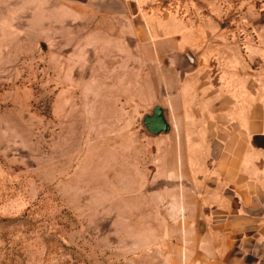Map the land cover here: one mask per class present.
I'll use <instances>...</instances> for the list:
<instances>
[{
  "label": "rangeland",
  "instance_id": "obj_1",
  "mask_svg": "<svg viewBox=\"0 0 264 264\" xmlns=\"http://www.w3.org/2000/svg\"><path fill=\"white\" fill-rule=\"evenodd\" d=\"M116 10L0 0V264L182 263L174 179L198 133L184 138L174 118L169 135L144 133L182 72L164 66L157 31ZM234 43L218 51L224 84L242 61ZM183 94L180 114L217 104Z\"/></svg>",
  "mask_w": 264,
  "mask_h": 264
},
{
  "label": "crops",
  "instance_id": "obj_2",
  "mask_svg": "<svg viewBox=\"0 0 264 264\" xmlns=\"http://www.w3.org/2000/svg\"><path fill=\"white\" fill-rule=\"evenodd\" d=\"M103 3L116 5L118 18L129 24L142 23L150 37L157 31L154 44L164 66L182 72L167 99L170 106H157L169 125L174 118L184 138L198 133L189 145L183 141L187 155L174 179L182 192L181 264H264V0ZM223 39L237 42L242 60L227 64L237 70L227 84L218 56ZM185 86L198 102L200 95L207 98L203 103L211 98L215 108L207 115L193 108L180 114ZM206 132L205 141L199 136Z\"/></svg>",
  "mask_w": 264,
  "mask_h": 264
},
{
  "label": "water",
  "instance_id": "obj_3",
  "mask_svg": "<svg viewBox=\"0 0 264 264\" xmlns=\"http://www.w3.org/2000/svg\"><path fill=\"white\" fill-rule=\"evenodd\" d=\"M165 111L155 107L150 114H146L142 120L144 133L149 137H156L160 134H167L170 125L165 117Z\"/></svg>",
  "mask_w": 264,
  "mask_h": 264
}]
</instances>
